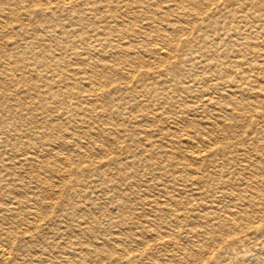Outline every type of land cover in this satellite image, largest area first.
I'll use <instances>...</instances> for the list:
<instances>
[{
	"label": "bare ground",
	"instance_id": "obj_1",
	"mask_svg": "<svg viewBox=\"0 0 264 264\" xmlns=\"http://www.w3.org/2000/svg\"><path fill=\"white\" fill-rule=\"evenodd\" d=\"M0 264H264V0H0Z\"/></svg>",
	"mask_w": 264,
	"mask_h": 264
}]
</instances>
